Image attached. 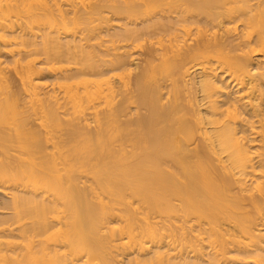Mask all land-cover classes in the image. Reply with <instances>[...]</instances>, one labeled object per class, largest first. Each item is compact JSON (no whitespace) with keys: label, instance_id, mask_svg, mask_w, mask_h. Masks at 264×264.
I'll use <instances>...</instances> for the list:
<instances>
[{"label":"bare ground","instance_id":"6f19581e","mask_svg":"<svg viewBox=\"0 0 264 264\" xmlns=\"http://www.w3.org/2000/svg\"><path fill=\"white\" fill-rule=\"evenodd\" d=\"M259 1L0 0V264H264ZM172 4L180 18L164 20ZM154 28L158 61L124 94L140 67L119 42Z\"/></svg>","mask_w":264,"mask_h":264},{"label":"rangeland","instance_id":"374dc122","mask_svg":"<svg viewBox=\"0 0 264 264\" xmlns=\"http://www.w3.org/2000/svg\"><path fill=\"white\" fill-rule=\"evenodd\" d=\"M168 1V0H166ZM250 4H252V8L254 9V11L256 10V7H260L262 6V2L259 1V0H250L249 2ZM255 4V6H254ZM157 10V9H156ZM160 12V14H162V16H165V19L168 17L169 19H176V18H180V16H178V12H180V9L177 8L176 4H172V6H170L169 8H167L166 6H161V10L160 8H158V10ZM204 14L201 13V14H198L197 16H195L194 19L198 20L199 21V24L201 25V27L203 28V32H206V35L211 36L212 34H209L210 33V25L207 24V27H206V24H205V20L206 18L205 15L203 16ZM108 16H110L111 21L110 20V25H112V29L110 31H115L114 29L116 30H121L120 29V25L123 24L127 19H129V17L126 16L125 12H119V13H109ZM184 17H187L188 19H190V15L189 14H186ZM140 19H144L143 23H140ZM229 19L227 18H224V22L225 23H228L227 26L228 27H232L233 26V23L232 21H228ZM137 22V27L138 28H143L144 25L148 24V22L145 20V16H142V18L140 17L139 20H136ZM146 23V24H145ZM240 24V25H239ZM236 25H238V31L240 32L241 30V27H242V23H240V21H237L236 22ZM204 26V27H203ZM207 30V31H206ZM209 31V33H208ZM211 32H212V29H211ZM164 33L163 30L159 29V28H154L153 31H152V34H143L141 38H139L138 41H133L132 40H127L126 42L123 41V42H119V44H123V45H126V44H130L131 46H128L130 47V53L133 57H135L137 60H138V64H139V67L140 68H136L133 70V73L132 75L130 76V78L128 79V81L126 82L125 84V87L127 88L126 91H124L123 93H128L129 91L133 90L135 85H134V78L137 76V74L140 72V69L142 67H144L148 62L152 61V62H156L158 61V57L162 51V47L161 45H163L164 41H165V37H162L159 41L157 39H159L158 37H160L162 34ZM248 35V32L246 33ZM151 35V36H150ZM251 38L248 36H245L246 39H248V44H247V49L248 51H250V54H252L254 52V49L253 48H256V43H254V38H255V34H250ZM236 34H228V37H227V41L225 40L224 43H229L231 42V40L235 39L232 41V43L236 44H240L241 43V39L240 37L239 38H236ZM193 43V42H191ZM253 47V48H252ZM252 49V50H251ZM235 54V55H238L240 52H238L237 50L236 51H230V54ZM208 54V53H206ZM209 55V57H208ZM207 55V60H206V64L209 65V64H212V67H215V65L217 66L218 65V62L216 63L215 61V57L212 55V54H208ZM43 57V55L41 56ZM211 57H213L211 59ZM214 59V61H213ZM208 61H210L208 63ZM212 62V63H211ZM65 64V61H60L58 63H56V65H63ZM214 65V66H213ZM39 67H42V65H38ZM74 68V67H73ZM101 68H104V67H101ZM43 71V72H42ZM41 71V73H46V70L43 68ZM114 72H110L109 75H112L113 76ZM8 83H7V87L9 88L10 92L16 96L17 98H19L21 100V95H20V83L18 81V78L17 76L15 75V73L13 72V70H9L8 71ZM114 77H112L113 79ZM123 82H125V80H123ZM123 82L120 83L123 88ZM262 82H264V79H262ZM128 113L123 117V118H129V117H136L137 116V111L138 109L134 108V106L131 104L130 107L127 109ZM140 112H144L145 110L142 108L141 110H139ZM256 117H253L251 118L250 120H253V121H256ZM8 198H6V195H4L2 192H0V215H8L10 213V210L6 207V201H7ZM246 209L251 212L253 211V208L247 204L246 205ZM255 214L257 216H261V215H264V212L262 211H256ZM233 258L231 260V263L232 264H253L251 262V260L245 258L243 255H234L232 254Z\"/></svg>","mask_w":264,"mask_h":264}]
</instances>
